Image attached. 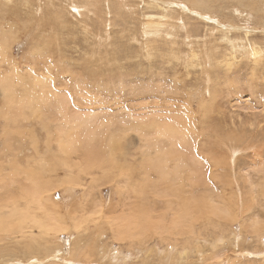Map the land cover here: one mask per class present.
I'll use <instances>...</instances> for the list:
<instances>
[{
  "label": "rangeland",
  "instance_id": "1",
  "mask_svg": "<svg viewBox=\"0 0 264 264\" xmlns=\"http://www.w3.org/2000/svg\"><path fill=\"white\" fill-rule=\"evenodd\" d=\"M150 1L176 34L144 36ZM205 1L0 0V264H264V59L190 54L264 47V0Z\"/></svg>",
  "mask_w": 264,
  "mask_h": 264
},
{
  "label": "bare ground",
  "instance_id": "2",
  "mask_svg": "<svg viewBox=\"0 0 264 264\" xmlns=\"http://www.w3.org/2000/svg\"><path fill=\"white\" fill-rule=\"evenodd\" d=\"M14 1V0H13ZM187 1V0H186ZM196 2H194L195 4H193V6H194V8L195 9H198V10H201V11H203L204 13H205V11H206V9L208 8V10L210 11V10H212V6H210V4H209V2H206L205 0H195ZM76 2H73V4H71V6L72 7H74L76 10H74V11H77L78 9H79V7L78 6H76V4H75ZM92 3V2H91ZM189 3V2H188ZM8 4V3H7ZM79 4V3H78ZM79 5H81V4H79ZM148 6L150 5V6H153V7H159L160 8V10H161V8L162 9H165L166 10V8H163V7H161L157 2H155V1H150L148 4H147ZM81 7V6H80ZM246 8H249L251 11H256L257 13H259V12H261V8H262V4L259 2V1H254V0H252V2L250 3V2H248V4L245 6ZM255 7H257L258 8V10H256L255 9ZM82 8V7H81ZM211 8V9H210ZM72 9V8H71ZM83 10V9H82ZM110 10V9H109ZM165 10H161V14L160 15H155V16H147L145 19H144V24H143V33H144V36L145 37H155V39H156V37H161L163 34H166V36H170L171 34H176V31H174V30H172L170 27H173L175 24H176V22H175V20L173 19L174 18V16L172 17L171 16V14L170 13H168L167 11H165ZM168 10H169V8H168ZM171 10V9H170ZM239 10V9H238ZM89 11V10H88ZM237 11V10H236ZM79 12V11H78ZM81 12V11H80ZM79 12V14H82V13H80ZM207 12V11H206ZM237 12H239L240 14H242L240 11H237ZM109 13V12H108ZM209 13V12H208ZM239 14V15H240ZM111 15V14H110ZM82 16V15H81ZM182 24L184 23V22H181ZM181 24V25H182ZM184 25V24H183ZM182 27V26H181ZM183 27H185V26H183ZM188 27V26H187ZM218 28H216V27H214L216 30H218V29H222L223 31H224V33L222 34V37H221V41H225L228 45H229V47H230V49H228L229 50V52L227 51V55H225L224 54V56H222L221 58H223L222 60H220V59H218V58H216V55H210V54H205V55H202L203 56V61L201 62V60H200V56L198 55V54H196V52L197 51H192L193 49H194V47L191 45V55H192V60L194 61V62H196L197 63V65H196V67H198V66H204V67H202V68H205V69H207L208 71L210 70V68L211 67H213V65H212V63H214L215 62V64H216V62L217 63H219V64H223V63H225L226 64V67H228V69H229V67H232L233 66V64H234V62H235V59H236V55L237 54H239V55H241L242 57H246V58H248L249 60H251V62H253L254 63V65L255 66H257V65H259L260 63H261V61H262V59H264V47L263 46H260V45H257V44H252L251 42H248L249 40L247 39L246 41H247V43H243V41H245V39L246 38H249L248 37V35H250V33L248 34V32L246 31V33L244 34V38H239L240 40H236V38L235 39H233V38H231L230 37V30H228V28L227 27H222V26H217ZM183 29V28H182ZM239 29V28H238ZM188 33V32H187ZM238 33V32H237ZM211 34H213V33H211ZM186 35V34H185ZM178 36V35H177ZM245 36H246V38H245ZM163 37V36H162ZM243 37V36H242ZM186 38V37H185ZM169 39V38H168ZM147 40V39H146ZM163 40H164V38H163ZM194 41V40H193ZM170 42V41H169ZM189 42V41H188ZM156 44V43H155ZM169 44H171V43H169ZM199 44V43H198ZM200 45V44H199ZM198 45V46H199ZM149 46V45H148ZM147 46V47H148ZM213 46V45H212ZM228 48V47H227ZM148 49H149V47H148ZM199 51V50H198ZM216 51V50H215ZM207 52V51H206ZM210 52V51H209ZM212 54V53H211ZM149 55V54H148ZM174 55V54H173ZM229 56H230V58H229ZM231 70V69H230ZM229 71V70H228ZM204 72V71H203ZM207 74H209V73H207ZM210 75V74H209ZM4 79L2 80V82H1V85H3L4 84ZM44 92H45V90H44ZM14 103V102H13ZM80 106V105H79ZM63 109V108H62ZM64 111V110H63ZM89 113V112H88ZM65 115H66V113H65ZM78 121V120H77ZM103 121V120H102ZM169 122V121H168ZM69 123H71V126L69 127H67L68 129L66 130V131H63V134L62 135H66L67 134V136H63L61 139H60V143L59 144H61L60 145V147L62 148V150L64 151V148H66V147H70L69 145H71V147H73L74 145L73 144H71L72 143V139H73V135H72V132H73V130H75L74 129V126L76 125L75 124V121H73V122H69ZM72 123H74L75 125H73V127H72ZM81 123V122H80ZM87 123V122H86ZM78 124V123H77ZM83 124H84V121H83ZM92 124V123H91ZM66 125H68V124H66ZM66 125H65V127H66ZM80 125V124H79ZM79 125H76V126H79ZM155 125V124H154ZM64 130V129H63ZM76 132H77V130H76ZM103 132V131H102ZM82 134V133H81ZM79 135H80V133H79ZM187 135V134H186ZM67 137V138H66ZM75 138V137H74ZM77 138V137H76ZM73 145V146H72ZM70 147V148H71ZM68 151V150H67ZM71 152V151H70ZM235 152H237V151H235ZM102 153H104V152H102ZM106 155V154H105ZM235 157V156H234ZM14 158V157H13ZM104 159V158H103ZM234 160V159H233ZM115 164V163H114ZM99 165V164H98ZM167 165V162L165 163V166ZM97 166V165H96ZM164 165H162V170H161V173L162 174H165V172L164 171H167L168 169L165 167ZM169 168V167H168ZM79 171V170H78ZM72 172V171H71ZM69 175H70V173H69ZM164 177H166L165 175H163ZM6 181V179H4L3 177H1L0 176V189H1V183H2V181ZM19 180V179H18ZM26 180V179H25ZM37 180V179H36ZM38 181V180H37ZM115 181V180H114ZM7 182V181H6ZM13 182V181H12ZM38 182H40V181H38ZM122 182V181H121ZM12 184V183H11ZM18 185V184H17ZM45 185V184H44ZM25 186V185H24ZM22 187L23 189H25V187ZM7 187H10V186H8V183H7ZM42 188H44V187H42ZM42 188H40V184L39 185H36V182H35V185L34 186H32V188L30 187V186H28V187H26V198H27V206H28V208H33L32 207V205H34V203H41L40 202V197H42L39 193H41V192H44V190H42ZM11 190V189H10ZM46 190V189H45ZM47 191V190H46ZM16 192V191H15ZM22 192V191H21ZM1 193V192H0ZM8 194V193H7ZM7 194H5V195H7ZM42 194V193H41ZM14 198H15V196H14ZM3 200H5V199H3ZM17 203L18 202H13V204H12V207L14 208V209H16V206H17ZM5 204H7V202L5 203ZM42 204V203H41ZM38 206V205H37ZM35 207V206H34ZM9 207L7 206V209H8ZM36 208V207H35ZM4 210H5V207L3 206V203H2V198H1V201H0V216L2 215L3 216V214H4ZM34 210V209H33ZM99 210V209H98ZM24 211V210H23ZM30 211H32V210H30ZM226 212V211H225ZM19 213H17L16 211L14 212V217L17 219V215H18ZM32 214H34L33 212H32ZM31 214V215H32ZM26 215H27V213H26ZM35 215V214H34ZM150 215V214H149ZM151 216V215H150ZM148 217V216H147ZM183 217V216H182ZM18 218H20L21 219V217H18ZM40 218V217H39ZM41 219V218H40ZM23 220H25V218L23 219ZM27 220V219H26ZM37 220V219H36ZM14 221V220H13ZM20 221V220H19ZM55 222L50 226L48 223L46 224V225H44L41 221H36L35 223L37 224L36 226H38V229H40V230H45V231H47V230H50L51 228H53L56 232H58V230H59V228L62 230V227H60V224L58 223V221H56V220H54ZM123 221V220H122ZM8 222V225H9V220L7 221ZM7 222H6V225H7ZM23 222V221H22ZM125 222H128L127 223V226L126 227H129L128 225H130L131 224V222L130 221H125ZM14 223V222H13ZM12 223V224H13ZM62 223V222H61ZM16 224H17V226H18V221L16 222ZM23 224H24V222H23ZM23 224H22V226H23ZM5 224H3L1 221H0V230L2 229V227L4 226ZM25 225V224H24ZM10 226V225H9ZM8 226V227H9ZM6 227V226H5ZM14 227V226H13ZM3 229H4V227H3ZM11 229V228H10ZM65 229V228H64ZM53 230V231H54ZM2 231V230H1ZM52 231V232H53ZM41 233V232H40ZM56 234H54V236H55ZM45 236V235H44ZM1 237V236H0ZM55 238V237H54ZM52 239V238H51ZM2 241V239H0V242ZM47 241H50L49 239L47 240ZM47 241H46V244H47ZM27 242V241H26ZM17 245V244H16ZM17 247V246H16ZM46 247V246H45ZM27 250L29 249V245H27L26 247H25ZM15 249H17V248H15ZM3 250V249H2ZM1 249H0V252L2 251ZM7 250V249H6ZM45 251H48V248L45 250ZM87 253H89V251H87ZM87 253H83V254H77L76 252H74V250L72 251V254L70 255V257L67 259L68 261H79V259L81 258V257H83L85 254H87ZM16 254V253H15ZM6 255V254H5ZM52 255L53 256H55V258H51L53 261H51V260H49V257H47V261L46 262H50V264H52V263H55V261L59 258V257H61V256H63L62 255V252L61 251H59V250H52ZM7 256V255H6ZM76 256H78V258H76ZM3 257H5L4 255H3V253L1 254L0 253V259L1 258H3ZM11 257V256H10ZM66 257V256H65ZM64 257V258H65ZM5 259V258H4ZM29 260V259H28ZM5 261H7V260H5ZM5 261H4V263H5ZM12 261H13V259H12ZM0 262H3V261H0ZM18 263H20V264H24V262L26 263V262H28L27 260L25 261V260H23V259H21L20 258V260L19 261H17ZM17 262L16 263H13V264H17ZM29 264H42L41 263V261H40V259L39 258H30V260H29ZM2 264V263H1ZM12 264V263H11Z\"/></svg>",
  "mask_w": 264,
  "mask_h": 264
}]
</instances>
